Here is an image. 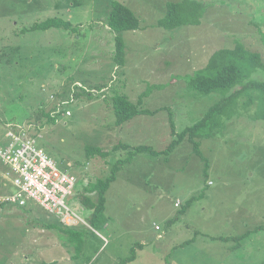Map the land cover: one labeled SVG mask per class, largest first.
I'll use <instances>...</instances> for the list:
<instances>
[{
  "label": "rangeland",
  "instance_id": "374dc122",
  "mask_svg": "<svg viewBox=\"0 0 264 264\" xmlns=\"http://www.w3.org/2000/svg\"><path fill=\"white\" fill-rule=\"evenodd\" d=\"M114 1L130 6L141 22L140 29L121 35L123 62L116 58L115 32L106 27ZM168 2L192 3L199 14L189 13L187 24L165 29L158 22ZM53 17L72 27L30 29ZM97 29L106 31L112 58L96 57L104 47L87 37ZM237 44L261 53L264 62V0H0V140L10 121L32 120L43 126L39 143L63 168L76 173L81 189L89 181L105 179L114 163L127 157L124 148L116 150L119 143L162 150L177 138L170 114L177 133L200 121L224 92H197L188 80L215 51ZM66 55L81 60L76 71ZM58 74L83 81L59 85L51 80ZM251 79L264 80V66ZM43 83L57 99L74 94L71 116L48 120V110L58 101L48 100ZM147 90L150 95L142 97L140 108L156 112L139 114L124 128L117 125L114 97L137 103ZM246 97L239 98L236 114L226 119L219 134L198 138L206 162L186 137L169 156L140 153L123 164L106 192V225L76 227L83 234L79 252L76 239L50 227L58 220L36 202L0 205V264H113L143 239L155 250L170 249L166 254H175L179 248L173 249L172 243L184 240L191 243L186 254L199 247L209 254L213 245L236 242L216 236H236L264 224V118L255 117L258 101L243 107ZM13 102L29 108L9 120L3 107L9 109ZM88 146L101 147L108 155L91 157ZM2 170L0 163L4 188ZM88 195L97 198V193ZM76 206L86 219L89 210ZM158 234L164 237L157 240ZM249 241H264V231L243 243ZM211 264L228 263L222 259Z\"/></svg>",
  "mask_w": 264,
  "mask_h": 264
},
{
  "label": "trees",
  "instance_id": "16d2710c",
  "mask_svg": "<svg viewBox=\"0 0 264 264\" xmlns=\"http://www.w3.org/2000/svg\"><path fill=\"white\" fill-rule=\"evenodd\" d=\"M189 13L199 14V11L195 9L194 4L188 2H168L167 13L164 18L158 22V25L165 29L180 27L187 24V20L190 18ZM108 24L118 33L116 36V58L119 62H123L125 43L121 35L126 31L140 29V18L127 4L120 1H114L112 3V10ZM52 27H64L65 29H68L72 27V24L69 21L67 22L60 18L53 17L34 23L30 29L47 30ZM206 63L207 64L203 68L196 70L194 74L191 75L188 80V87H190L191 90L205 94L221 91L224 92V95L217 103L212 105L206 111L200 121L187 127L180 133L176 132L175 122L172 114H170L169 119L172 134L176 135L177 138H173L168 146L162 150L154 149L153 146L147 144L131 146L127 143H119V145L116 146V150L120 148L129 150L127 157L121 158L114 163L111 173L105 179H97L96 181L87 182V184L83 185L76 194V198L79 199L80 203L89 210L86 219L91 226L97 228L106 225V192L110 188L111 183L117 178V173L121 166L126 162H130L135 155L140 153H147L152 156H158L161 154L168 155L183 141L182 139L187 137V140L193 144V151L205 161L201 150V143L198 138H209L219 134L225 126L226 119H229L236 114L239 98L245 95L247 96V99L242 103L243 107L245 108L253 104L255 101H258L260 113L255 117L264 118V80L251 79L253 72L264 66L261 53L251 51L245 48L242 44H237L234 48H222L215 51ZM239 83H241L240 87L236 88L235 86ZM149 92L150 90L144 92L137 103L132 102L126 97L116 95L114 97V108L117 117L116 124L123 125L139 114L156 112L155 110L152 111L140 108L143 100L142 97L144 95L148 96ZM48 120L51 122L57 121V119L51 116H49ZM19 122L22 121L19 120ZM87 154L91 157L96 154L101 156L108 155V153L101 147L97 146H88ZM2 188V185H0V193L4 191V188ZM88 193H97L96 200H93ZM189 206L190 204L188 202L183 211L185 212L186 208ZM49 226L59 227L70 234V239H76L75 241L78 242L77 250L78 252L80 251L82 246L81 237L83 234L79 228L66 227L59 221L57 224H50ZM259 229H264V224L256 226L253 230ZM248 233L249 232L237 236L216 237L224 240L234 239L238 243L242 238L247 236ZM135 252V249L132 248L131 255L122 259L121 263L125 264L133 260L135 258Z\"/></svg>",
  "mask_w": 264,
  "mask_h": 264
},
{
  "label": "built area",
  "instance_id": "2783aa9c",
  "mask_svg": "<svg viewBox=\"0 0 264 264\" xmlns=\"http://www.w3.org/2000/svg\"><path fill=\"white\" fill-rule=\"evenodd\" d=\"M78 85L84 87L80 83ZM42 92L49 94L51 102L57 99L48 84L42 85ZM75 98L72 94L70 99H57L56 107L48 110L50 116L58 120L59 116L72 115L68 105ZM42 130L43 126L32 120L6 124L0 140L1 177L4 179L0 205L26 207L30 202H36L66 227L88 226L89 222L76 206H81L76 198L80 179L72 169L63 168L41 146ZM156 228L160 227L157 225Z\"/></svg>",
  "mask_w": 264,
  "mask_h": 264
},
{
  "label": "crops",
  "instance_id": "0c3cea01",
  "mask_svg": "<svg viewBox=\"0 0 264 264\" xmlns=\"http://www.w3.org/2000/svg\"><path fill=\"white\" fill-rule=\"evenodd\" d=\"M98 23L102 24V21L99 20ZM108 23H109V20H108ZM108 23H107L106 27L108 29H110L111 27L109 26ZM111 30H113V29L111 28ZM113 32H115L114 36L116 38L118 33L114 30H113ZM84 35H86V33ZM89 37L90 38L94 37L95 40H98L100 42L101 46L104 47V51L102 50V51L96 52V57H99L102 60L103 59L105 60V58H110V57L112 58V54H113L114 50L111 49L110 47H108L110 43L108 42L109 40H108V37L106 36V31H105V33H103L102 30L97 29L96 31L89 33L87 38H89ZM79 40L82 41L81 37H79ZM90 40H92V39H90ZM75 56L76 55H66L68 60H70L72 62V64L74 66H76L75 67V71H76L78 64L81 63L80 62L81 60H79V58L75 57ZM82 59H84V58L82 57ZM56 67H59V65H57ZM59 68L61 69V67H59ZM63 69H64V67H62L61 70H63ZM14 70H16L15 67H14ZM14 70L12 69V72L17 73V71H14ZM51 80L56 82L59 85L65 83V82H71V80L83 81L80 78H74V77L66 78L65 75H63V74L62 75L58 74L55 77H53V79H51ZM43 85H44V83H43ZM95 87H97V86H95ZM101 87L104 88L105 85L101 86ZM11 89H13V88H11ZM149 95H150V93H149ZM46 98H47V96H46ZM129 100H131V99H129ZM132 102H134V101H132ZM13 103L14 104L8 106L9 109H7V107H3V108H5L4 114H5V116L9 117V120L12 117H18V118L22 117L21 115H23L25 110H27L29 108V106H23L21 102H13ZM42 105H43V107L46 105L44 101L41 102L39 108L43 109V107H41ZM105 107L109 108V105L107 104V105H105ZM18 118H17V120H18ZM125 125L126 124L124 123L123 125H120V126H121V128L122 127L124 128ZM125 143H127V142H125ZM130 145H133V144H130ZM121 150L124 151V149H121ZM157 150H160V149H157ZM126 151H129V150H126ZM137 156H138V154H137ZM135 157H136V155L133 157V159ZM260 231H264V229H259V230H254V231L251 229L249 231L244 232V233H247V232H249V233L247 236L242 238L240 240V242H238V243L235 240L236 241L235 243L229 244L227 246L213 245L214 252L209 253V254L207 253L208 250H206L202 247H199L198 250H200V251H196L193 254H186L185 249L191 248V247H188L191 244L190 242H187L188 240H184L182 242L172 243L175 245L173 249H175V250L177 248H179V249L173 255H172V252L170 254H166L165 252L166 251L170 252V249H166L164 246H162V248L155 250L154 248L148 247V242L145 239H143L142 242H139V244L136 243L137 246L132 247L136 251L135 252V258L133 260L125 263V264H211L213 262V260H215V263H216L217 260L220 261L222 259L225 260L226 263H228V264H264V241H261V242L249 241V242L243 243L244 240H249V238H251V236H253V234H258ZM244 233H242V234H244ZM164 234H158L156 236V239L157 240L162 239L164 237ZM238 235H241V234H238ZM230 236H233V235H230ZM226 241L229 242V241H231V239H229V241L228 240H226ZM105 244H107V246H108L110 244V241L108 242V240H106ZM129 255H131V253L126 255L124 258L128 257ZM144 257L146 258L145 260L143 259ZM124 258H116L113 261V264H122L121 261ZM212 258H214V259L210 260Z\"/></svg>",
  "mask_w": 264,
  "mask_h": 264
}]
</instances>
